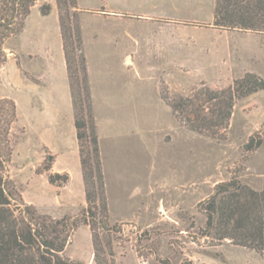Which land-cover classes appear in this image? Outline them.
<instances>
[{
	"label": "rangeland",
	"instance_id": "obj_1",
	"mask_svg": "<svg viewBox=\"0 0 264 264\" xmlns=\"http://www.w3.org/2000/svg\"><path fill=\"white\" fill-rule=\"evenodd\" d=\"M76 2L102 195L82 173L56 0H36L3 43L0 99L14 102L16 120L0 157H9L3 172L17 195L66 228L79 223L63 252L77 264H264L251 249L202 236L200 208L231 178L264 190V140L245 148L264 137V88L236 96L215 135L188 130L168 106L249 74L264 81V33L214 27L215 0Z\"/></svg>",
	"mask_w": 264,
	"mask_h": 264
},
{
	"label": "trees",
	"instance_id": "obj_2",
	"mask_svg": "<svg viewBox=\"0 0 264 264\" xmlns=\"http://www.w3.org/2000/svg\"><path fill=\"white\" fill-rule=\"evenodd\" d=\"M35 2L0 0V67L5 61L4 41L22 31ZM56 4L72 106L76 113L74 126L82 173L86 182L97 183L96 190L100 196L103 180L86 61L78 23L71 19L72 16L76 18L72 9H76L77 2L56 0ZM39 11L44 16L48 15L50 7L41 6ZM213 26L264 33V0H215ZM75 88L79 92L77 96L73 94ZM263 88L264 81L249 74L235 81L231 88L222 91L200 89L189 97L179 96L169 100L168 106L177 121L188 130L215 135L217 130L228 126L236 96ZM244 89L245 92H242ZM15 120L14 102L0 99V150L8 149V134ZM263 140L264 137L258 133L255 139L251 138L245 145L246 150L259 148ZM7 161L9 157L6 153L4 158L0 157V264H77L65 258L63 252L68 238L79 223L73 220L66 228L63 221L40 215L32 205L24 203L4 175V163ZM57 176H50L49 182L55 183ZM91 196L87 192L89 206L95 202ZM200 208L205 213L202 236L218 242L229 240L233 245L264 255V190H254L231 178L228 182L218 184ZM87 214L83 222L87 221ZM96 240L93 245L94 261L97 263V253L101 249Z\"/></svg>",
	"mask_w": 264,
	"mask_h": 264
},
{
	"label": "water",
	"instance_id": "obj_3",
	"mask_svg": "<svg viewBox=\"0 0 264 264\" xmlns=\"http://www.w3.org/2000/svg\"><path fill=\"white\" fill-rule=\"evenodd\" d=\"M127 62H128V60H127Z\"/></svg>",
	"mask_w": 264,
	"mask_h": 264
}]
</instances>
